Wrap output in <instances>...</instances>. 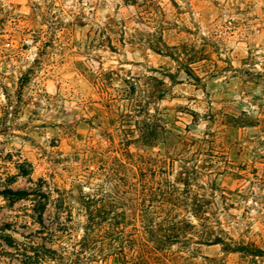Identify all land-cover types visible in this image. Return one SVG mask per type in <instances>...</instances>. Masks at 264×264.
Here are the masks:
<instances>
[{
    "label": "rangeland",
    "instance_id": "1",
    "mask_svg": "<svg viewBox=\"0 0 264 264\" xmlns=\"http://www.w3.org/2000/svg\"><path fill=\"white\" fill-rule=\"evenodd\" d=\"M183 165L196 169L192 189L214 191L211 222L241 251L175 239L150 254L135 239L144 195L166 180L181 188ZM39 179L44 196L4 193ZM59 192L71 221L56 217ZM83 194L121 213L111 221L131 239L97 236L81 250ZM2 233L14 244L0 236V264H25L36 245L96 257L81 264L140 253L149 264H264V0H0Z\"/></svg>",
    "mask_w": 264,
    "mask_h": 264
},
{
    "label": "trees",
    "instance_id": "2",
    "mask_svg": "<svg viewBox=\"0 0 264 264\" xmlns=\"http://www.w3.org/2000/svg\"><path fill=\"white\" fill-rule=\"evenodd\" d=\"M188 70H191L187 66ZM152 132H144V138L150 140ZM122 164H118L116 167H112L110 171L111 178L118 177ZM182 171L178 176V181L182 184L181 188H178L176 184L166 180L165 183H160L154 189L150 188L149 191L144 195L143 203L149 202L147 209L142 210L138 213L139 221L142 223V234L139 238L135 239H146L145 251L146 253H154V250H160L163 246L170 244L175 239H214V243H220L223 246L224 251L237 252L241 251V246L238 244L229 243L222 239H232L222 229H216L209 214L210 196L214 195V191H206L203 186H200V191L192 189V178L190 173L196 170L192 167L183 165ZM32 171V166L29 164L28 169H20V174L29 176ZM30 178V177H29ZM121 179V178H120ZM32 181V179H30ZM47 184L46 181L39 179L36 188L25 189H7L4 193L11 195L15 200H19L31 194L41 196L44 192L42 191L44 186ZM42 192V193H39ZM59 198L57 201L59 204L56 206V217L61 218L63 213L68 211V219L71 221L73 216L71 210L67 207L66 196L62 192H59ZM79 201V215L83 217L80 223L81 235L79 237V245L81 250L92 244V241L96 237L100 239H131L130 235H126L124 230L119 229V225H115L116 222H112L114 218L121 215L118 211H113L114 216L111 218L108 216L110 209L105 208L103 205L96 207V198L90 195H84ZM115 200V199H114ZM116 201V200H115ZM183 210L198 220V224H194L187 219L186 215L180 216ZM37 222L45 227L43 221L42 208L39 211H35ZM110 220V221H109ZM112 220V221H111ZM58 227L61 232H68L70 226L64 221L58 222ZM108 226L109 228H105ZM218 230L221 233H218ZM4 232V231H3ZM51 233V235L54 233ZM1 239L6 240L7 244H14V238L7 234L2 233ZM126 237V238H125ZM150 244V245H149ZM31 248V247H30ZM149 249V250H148ZM79 250H76L78 252ZM256 250L250 252L252 255H257ZM28 261L25 264H32V260L39 262L40 264L45 263L47 260H56L58 264H81L83 261H92L96 258L94 255L91 257H80L76 255L73 258H64L57 254L55 250L46 248L44 245H36L33 247V254L26 255ZM149 255L139 254L138 256H132L124 258L123 264H149Z\"/></svg>",
    "mask_w": 264,
    "mask_h": 264
}]
</instances>
